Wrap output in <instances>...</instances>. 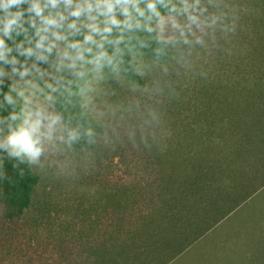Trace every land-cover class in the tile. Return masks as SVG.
<instances>
[{
  "label": "clouds",
  "instance_id": "9594fccd",
  "mask_svg": "<svg viewBox=\"0 0 264 264\" xmlns=\"http://www.w3.org/2000/svg\"><path fill=\"white\" fill-rule=\"evenodd\" d=\"M250 11L242 0H0V166L71 178L67 160L50 158L96 142L89 116L124 124L133 147L159 146L160 98L211 80Z\"/></svg>",
  "mask_w": 264,
  "mask_h": 264
},
{
  "label": "rangeland",
  "instance_id": "374dc122",
  "mask_svg": "<svg viewBox=\"0 0 264 264\" xmlns=\"http://www.w3.org/2000/svg\"><path fill=\"white\" fill-rule=\"evenodd\" d=\"M255 2L242 0L251 9L244 18L245 30L238 35L233 54L215 61L213 78L207 82L193 80L184 85L182 95L175 101L160 98L167 129L161 144L172 138L174 129L177 137L182 138L187 126H195L204 98L211 95L214 88H227L238 83L243 86L255 81L254 78H246L249 76L248 38L255 31L252 11L255 5L260 10ZM242 73L246 77L242 78ZM113 87L118 88L121 99L138 95L129 93L125 87ZM89 117L96 121L93 116ZM101 124L103 130L95 146L84 150L74 146L50 158L58 162L67 160L74 168L71 178L60 175L55 165H32L38 182L27 213L16 218L6 214L2 199L4 188L0 184V264H94L99 261L105 250L103 244L108 243L111 233L121 239L125 232L131 231V236L137 239L133 247L143 245L137 254L143 249L149 253L120 264H228L229 242L231 240L232 247H241L244 221V208L237 203L236 184L244 189L246 197L254 186L264 182V162L260 172L262 179L258 181L255 178V182H251L254 176L249 175L244 179L231 178L230 204L235 208L231 223L224 218L182 254L174 257L170 239L168 242L163 240L168 234L172 237L173 233L168 227L170 225H164L162 220L167 206L160 211L163 206L160 205L162 198L157 181L159 171L156 172L153 165L141 166L145 148L142 145L133 147V138L124 124L109 125L106 121ZM177 141L182 144V139ZM9 167L10 160L5 158L0 166V181L4 176L8 177ZM165 167L168 169L170 166L167 164ZM180 167L182 162L173 167L174 172L171 167L163 172L167 180L165 184L181 172ZM172 172L173 177L169 179ZM127 202L131 203L132 210L123 208ZM129 225L133 226L131 231L126 230ZM179 232L182 242V227ZM96 251L99 252L95 254Z\"/></svg>",
  "mask_w": 264,
  "mask_h": 264
},
{
  "label": "trees",
  "instance_id": "16d2710c",
  "mask_svg": "<svg viewBox=\"0 0 264 264\" xmlns=\"http://www.w3.org/2000/svg\"><path fill=\"white\" fill-rule=\"evenodd\" d=\"M255 3L260 10L255 5L252 11L255 31L254 35L248 38L249 76L246 77L245 73H242V78H254L255 81L251 80L243 86L238 83L227 88H214L213 93L204 98L202 110L195 119V126H187L182 132V138L177 137L174 129L170 142L153 145L141 155V166L153 165L156 172L159 171L157 181L160 185L159 196L162 198L160 205L163 206L160 211L167 206L162 220L164 225H170L166 226L173 233L172 237L168 234L163 240L168 242L170 239L174 257L182 254L235 210L230 204V183L233 176L241 179L248 175L254 176L251 182L262 179L260 172L264 162V0H256ZM88 119L93 123L98 135L96 142L84 149L95 146L103 130L100 122L90 117ZM181 139L182 144L177 141ZM162 145L165 147L162 148ZM162 149L164 152H161ZM178 162H182L181 172L172 178L173 167ZM167 164L173 172L169 176L171 181L165 184L167 180L163 172L170 168L166 169ZM7 176L0 181L4 188L3 204L6 214L16 218L15 216L25 214L30 209L38 178L32 165L13 160H10ZM262 186L264 182L254 186V190L246 193L245 197L244 189L238 188L236 184L238 206ZM129 204L131 203L127 202L123 208L132 210ZM132 227L129 225L126 230L131 231ZM181 227L182 242L179 239ZM111 234L108 243L103 244L105 250L99 261L94 264H120L121 261L149 253L147 249H143L144 251L137 254L143 245L133 247L137 239L131 236L132 231L125 232V237L121 239ZM97 252L99 251L95 254Z\"/></svg>",
  "mask_w": 264,
  "mask_h": 264
},
{
  "label": "crops",
  "instance_id": "0c3cea01",
  "mask_svg": "<svg viewBox=\"0 0 264 264\" xmlns=\"http://www.w3.org/2000/svg\"><path fill=\"white\" fill-rule=\"evenodd\" d=\"M242 208L241 247H232L230 240L228 264H264V186L244 200ZM234 211L227 216L228 223Z\"/></svg>",
  "mask_w": 264,
  "mask_h": 264
}]
</instances>
